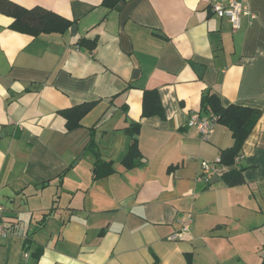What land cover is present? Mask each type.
<instances>
[{"label":"crops","instance_id":"1","mask_svg":"<svg viewBox=\"0 0 264 264\" xmlns=\"http://www.w3.org/2000/svg\"><path fill=\"white\" fill-rule=\"evenodd\" d=\"M12 1L55 11L77 33L32 36L0 12V205L9 228L0 264H152L155 255L187 264L186 254L195 264H263L264 0H246L257 18L244 16L239 29L203 0ZM209 88L224 105L262 115L241 159L221 164L208 184L198 179L202 162L233 144L223 124L209 140L188 125ZM146 89L159 91L165 118L142 116ZM86 101L97 104L68 130L61 111ZM133 122L142 162L130 169ZM99 157L114 171L94 178ZM234 169L245 181L228 186L222 176ZM189 212V232L170 241Z\"/></svg>","mask_w":264,"mask_h":264},{"label":"trees","instance_id":"2","mask_svg":"<svg viewBox=\"0 0 264 264\" xmlns=\"http://www.w3.org/2000/svg\"><path fill=\"white\" fill-rule=\"evenodd\" d=\"M125 1L126 0H115L113 5L120 6ZM104 3L109 4V0H104ZM0 12L13 18L10 24L11 29L32 36L53 32L65 33L71 30L72 26L75 24V21L45 7L36 6L33 8H26L12 0H0ZM79 44H86L89 48L93 49L96 46V41L93 40L90 42L86 39H80ZM96 104L97 101H86L62 110L61 114L66 119L68 130H73L82 126V119ZM200 112L201 115L206 118L215 116L218 123L223 124L232 132L233 144L231 147L222 150L221 161L222 165H233L236 157L242 153L244 143L260 119L262 111L260 109L236 104L224 105L221 96L209 88L204 91L202 95ZM155 115L162 118L166 117L159 91L157 89H146L143 95L142 116L151 117ZM140 127V123L133 122L126 129L132 136V144L123 160V164L130 169L142 162V155L137 138ZM86 148L93 151L95 155L99 154L93 147V142H90ZM92 170L94 178L111 174L114 171L112 162L102 161L100 157L98 162L94 164ZM222 178L228 186L240 185L245 181L242 169H234L226 172ZM39 256L40 253H37L36 258ZM186 257L187 264H195L192 254H186ZM152 264H160V260L156 255Z\"/></svg>","mask_w":264,"mask_h":264},{"label":"built area","instance_id":"3","mask_svg":"<svg viewBox=\"0 0 264 264\" xmlns=\"http://www.w3.org/2000/svg\"><path fill=\"white\" fill-rule=\"evenodd\" d=\"M210 5L212 11L220 18L226 17L232 23L234 29H239L242 24V18L249 17L253 22L257 18V14L251 9L246 0H203ZM218 120L215 116L208 118L201 115V112L193 113L188 121L190 127H195L203 136L204 139L209 140L214 133ZM242 155H238L235 163L241 159ZM222 164L221 157H217L214 162L204 160L201 164V174L198 176L199 180L206 183H211V178L220 172V165ZM5 207L0 205V238L9 235V228L5 223L3 213ZM193 222V214L186 213L182 218L181 228L169 237L170 241H178L183 239V236L189 232ZM27 257L28 253L25 254Z\"/></svg>","mask_w":264,"mask_h":264},{"label":"water","instance_id":"4","mask_svg":"<svg viewBox=\"0 0 264 264\" xmlns=\"http://www.w3.org/2000/svg\"><path fill=\"white\" fill-rule=\"evenodd\" d=\"M71 31H72L73 35H76V33H77V25H76V24H74V25L72 26ZM197 68H200V66H197ZM201 68H202V67H201ZM215 178H217V177H215ZM212 183H214V180H212ZM263 264H264V263H263Z\"/></svg>","mask_w":264,"mask_h":264}]
</instances>
